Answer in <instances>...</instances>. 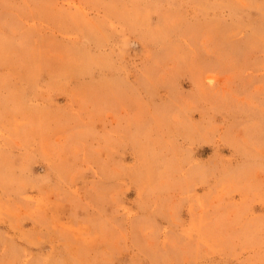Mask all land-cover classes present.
<instances>
[{"label":"rangeland","instance_id":"374dc122","mask_svg":"<svg viewBox=\"0 0 264 264\" xmlns=\"http://www.w3.org/2000/svg\"><path fill=\"white\" fill-rule=\"evenodd\" d=\"M0 264H264V0H0Z\"/></svg>","mask_w":264,"mask_h":264}]
</instances>
